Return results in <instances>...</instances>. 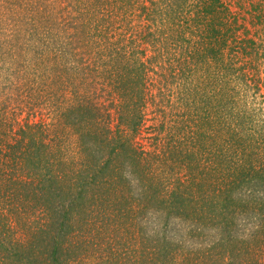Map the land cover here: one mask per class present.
<instances>
[{"label":"trees","instance_id":"1","mask_svg":"<svg viewBox=\"0 0 264 264\" xmlns=\"http://www.w3.org/2000/svg\"><path fill=\"white\" fill-rule=\"evenodd\" d=\"M247 1L0 0L26 113L0 100V235L21 234L0 263L64 264L103 217L212 229L189 264H264V0Z\"/></svg>","mask_w":264,"mask_h":264},{"label":"rangeland","instance_id":"2","mask_svg":"<svg viewBox=\"0 0 264 264\" xmlns=\"http://www.w3.org/2000/svg\"><path fill=\"white\" fill-rule=\"evenodd\" d=\"M249 1L245 3V7L251 10ZM252 1L255 3L254 0ZM7 40H12L11 35H9ZM6 47L11 50L10 46ZM6 51L9 52L6 49H0V53ZM19 62L20 60L17 61L15 55L12 59L5 57L0 59V100H3L4 97L5 101H8L6 102L9 105L8 109L12 111L9 117L13 119L17 117V119L21 120L26 116L23 99L20 94L21 89L17 92L14 89L22 87L16 86L13 88L18 74L22 72L21 68L17 66ZM263 71V66H260V77L264 79ZM261 87L259 92L255 94L256 96L254 95V99L249 100V105H252L257 113L261 107L264 109L263 81L261 82ZM251 95L253 94L250 92V95L247 96L251 98ZM41 113L44 114L45 111L41 110ZM39 117L41 115H37L36 113L33 117H30L29 121L38 123ZM144 120V126L140 129L139 133V136L143 137L147 135V133L143 134V131L152 124L149 120V115L146 114ZM106 222V219L101 217L99 220L94 221L86 230L79 232L76 230L74 235L68 239L70 245L68 244L63 250L62 255H60V261H64V264H189L191 260L199 259L200 256L198 254L200 255L205 247L211 246L214 241L213 239H216V237L214 238L212 229L206 232H203L201 227L197 226L194 229H191V227L187 229L188 225L184 223L170 222L164 225L162 222L152 221L153 223L144 225L142 232L136 235L132 229H124L122 231L121 227H116V230L110 232V228H107ZM78 224H76V227H81ZM20 240L21 234L16 229L5 230L0 235V249L3 250L0 252L6 255L4 252L8 250V247H11L15 241ZM161 243L168 246L165 248L166 250L162 248ZM44 246L41 243L38 247L42 250ZM240 258L236 260L242 264V258ZM40 261L42 264L54 263L52 258L47 262H43L40 257ZM3 263L1 262L0 264ZM4 264L7 263L5 262ZM20 264L26 263L24 260H21Z\"/></svg>","mask_w":264,"mask_h":264}]
</instances>
